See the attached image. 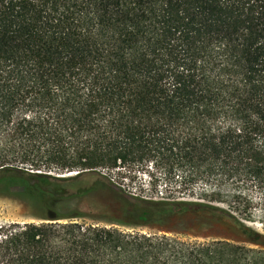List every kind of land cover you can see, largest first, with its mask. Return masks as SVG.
I'll return each instance as SVG.
<instances>
[{"label":"trees","instance_id":"trees-1","mask_svg":"<svg viewBox=\"0 0 264 264\" xmlns=\"http://www.w3.org/2000/svg\"><path fill=\"white\" fill-rule=\"evenodd\" d=\"M143 170L164 191L121 186ZM100 182L135 224L200 213L259 236L245 220L264 207V0H0V189L41 206L1 225L0 264H264L263 245L50 205Z\"/></svg>","mask_w":264,"mask_h":264},{"label":"rangeland","instance_id":"rangeland-1","mask_svg":"<svg viewBox=\"0 0 264 264\" xmlns=\"http://www.w3.org/2000/svg\"><path fill=\"white\" fill-rule=\"evenodd\" d=\"M122 182L123 188L141 195H151L156 188L157 191H164L161 181L156 188L152 186L151 176L146 170L138 171L132 179L125 178ZM154 193L156 195L157 192ZM50 205L62 214L79 213L81 215L79 219L84 222L116 225L143 232L166 233L198 241L227 239L247 246H264V207L261 206L255 208L251 219H243L259 232V236H252L231 222L208 220L200 213L178 214L170 219H147L144 223L135 224L124 199L106 182H100L94 190L84 196L55 200ZM40 207L39 201L19 188H1L0 227L8 223L40 220Z\"/></svg>","mask_w":264,"mask_h":264}]
</instances>
